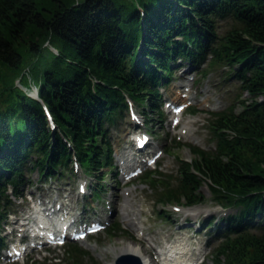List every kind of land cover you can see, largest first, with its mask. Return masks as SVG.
<instances>
[{
    "label": "trees",
    "instance_id": "16d2710c",
    "mask_svg": "<svg viewBox=\"0 0 264 264\" xmlns=\"http://www.w3.org/2000/svg\"><path fill=\"white\" fill-rule=\"evenodd\" d=\"M181 62L224 67L249 98L209 112L211 147L186 145L192 158L177 159L171 178L152 169L138 181L159 204L204 201L205 185L231 208L204 223L213 264H264V0H0V222L31 171L44 182L75 161L96 197L113 173L107 134L126 100L158 116L157 87ZM118 230L114 221L106 233ZM64 251L73 262L85 254Z\"/></svg>",
    "mask_w": 264,
    "mask_h": 264
},
{
    "label": "rangeland",
    "instance_id": "374dc122",
    "mask_svg": "<svg viewBox=\"0 0 264 264\" xmlns=\"http://www.w3.org/2000/svg\"><path fill=\"white\" fill-rule=\"evenodd\" d=\"M228 22L227 18L217 20L215 31L220 33ZM182 64V62L179 63L173 69L170 74L171 78L167 83L165 82V84L159 86L160 97L158 99L160 101H157L160 111L158 116L149 112L147 115L146 113L143 114L139 106L133 104L140 121L137 124L139 130H144L150 134L151 144L160 150V155L155 159L153 167H147L143 169V172L155 167L161 173H167L169 177L172 176L177 159L187 160L192 158L186 144L202 149L211 146L209 134L205 128L206 119L210 116L206 112L219 111L230 104L236 110L238 106L235 97L242 100H248L249 98L244 90L237 88L235 79L232 77L224 78V67L217 66L213 69L205 67L207 71L199 76V71H202L199 68L200 66L197 70H194ZM182 69L185 70L181 71ZM186 83L189 84V87L186 86ZM182 86L188 87V90L183 93L188 94V101L190 102L188 106L193 107L195 112L189 115L184 108L180 121L171 126L168 124V114L165 113V108L160 104L161 101L175 97L177 95L176 87L183 90ZM24 91L31 94L33 88L30 86ZM255 98L260 97L256 96ZM177 99L181 100L182 98L178 97ZM189 119H193L190 124L192 134L191 137L185 138V129H182V126ZM134 124L136 123H133L124 113L118 124L114 128H109L107 137L113 146L114 154L112 153L111 157L114 162L118 154L125 156L124 154L130 152L129 141L137 133ZM175 142L177 143L175 144ZM142 173L135 175L126 182H121L119 177H116V173L105 174L100 182L102 191L99 192L97 197L89 195L93 180L90 176H83L78 169L74 173L63 175L61 178L51 177L44 182H40L36 172L31 171L28 173L29 183L24 184L21 188V196L10 197L11 203L14 205L15 211L13 212H18L14 215L22 217L26 214L23 218L24 222L28 221L27 214L31 212V209L37 203L39 207L44 204L43 201L38 202L44 199L52 208L60 206V203L64 204L55 213L66 211L75 214L81 213L84 216H106L104 218L106 225L103 229L86 236L81 241L75 242L78 248L86 252L80 255L82 260L79 262H73L66 257L63 252L65 244L68 243L66 241L62 247H44L41 251H30L19 259L20 264H108L111 263L113 256L116 255V252H119V247L125 242L139 244L142 246L144 255L150 256L151 259L155 257L149 252V249L152 250L151 247L157 251L165 247H173L172 249L175 248L176 250L180 248L191 253L201 248L200 251H203V253L199 264H213L210 253L215 244V239L209 238V227L204 223L209 217L208 215L216 217L222 210L230 212L231 208H221L209 200L208 190L203 184L199 187V191L206 198L204 201L189 206H185L182 200L178 203H156L154 201V187L147 181H138V177ZM79 179L85 181V193L83 195H80L75 187ZM125 198L131 203L132 211H136V218L133 222L132 220L130 222L122 220V211L119 207ZM174 205L178 207V210H172ZM188 207L194 208V211L190 214L183 211ZM129 217L130 215L127 216V218ZM259 217V215H256L254 219ZM5 218V221L8 222L13 219L11 215L10 217L6 215ZM200 220L203 221V226L198 225L197 222ZM114 221L118 223L120 230L108 236L106 230L113 226ZM137 226L139 229H137ZM53 256L57 260L53 261L51 258ZM158 261L157 259L154 264H158ZM151 262L153 264V260ZM9 264L19 263L11 262Z\"/></svg>",
    "mask_w": 264,
    "mask_h": 264
},
{
    "label": "bare ground",
    "instance_id": "6f19581e",
    "mask_svg": "<svg viewBox=\"0 0 264 264\" xmlns=\"http://www.w3.org/2000/svg\"><path fill=\"white\" fill-rule=\"evenodd\" d=\"M185 86V85H183ZM182 86V87H183ZM177 95L175 97L172 98V100H179L177 99L178 97H180V94L181 92H186L184 90H179V88H177ZM179 91V92H178ZM171 100V99H170ZM171 100V101H172ZM187 98L185 99H181L179 101H181L182 103L186 102ZM193 120V119H192ZM191 119L187 120L184 125L182 126V129H185V138H188V137H191V130H190V124L193 122ZM179 122L180 121V114L179 113H175V112H172L171 114V118H170V123L172 124V122ZM182 132V131H181ZM132 153V152H131ZM150 153L151 155L155 154L156 153V150L155 149H152L150 150ZM125 156H120L119 154L117 155V160H120L119 161V166L121 167H124L129 161H131V156L132 154H130V152H128L127 154H124ZM81 185V184H79ZM43 205V204H42ZM64 205L63 203H60V206H57L55 208H52V207H45L43 208L44 210H49V208H51V212H49L47 218L45 219L42 215H40L39 213L35 214L36 216H30V214L27 216L28 217V221H25L27 223H29V221H31V224L33 225V228L34 229H38L39 230V224H43L46 228L42 231L44 232L45 230H49V227H48V224H47V220H49V216L50 215H54L57 219L58 218H61V220L63 219V217L65 215L68 216L67 220L69 221L70 219H72L71 221H74V218L72 216V214H75V213H71V212H66V211H61V212H58V213H55L57 210L61 209V206ZM134 206V205H133ZM41 207V206H40ZM39 206H37V210L40 208ZM120 210L122 211V220L125 221V222H130V220H133L136 218V211H132V205L131 203L128 201V199H124L122 204L120 205ZM134 210V209H133ZM185 213L187 214H190L191 212L194 211V208H187L185 210H183ZM61 214V216L59 217L58 215ZM138 214V213H137ZM78 217L79 214H75ZM130 215L129 218H127V216ZM45 219V220H43ZM24 222V221H23ZM139 222V221H138ZM76 223V221H75ZM34 225H37V227H35ZM70 225L72 226V223H68L66 224L65 226V231L70 227ZM141 225V224H140ZM22 230L24 229V226L21 227ZM27 229V228H26ZM137 229L138 226H137ZM40 238L37 239V241H39ZM163 249H161V253H162V257L161 259H159L157 257L158 260H161L160 264H164L166 263V258L165 255L163 254L165 251H163ZM124 253H128V254H133L135 256H137V258L139 259V261L141 262V264H152V259L150 258V256H147V255H144V252L142 250V246H140L139 244H135V243H132V242H125L123 243L120 247H119V252H116V254H124ZM154 255L157 256L156 252H153Z\"/></svg>",
    "mask_w": 264,
    "mask_h": 264
},
{
    "label": "water",
    "instance_id": "95a60500",
    "mask_svg": "<svg viewBox=\"0 0 264 264\" xmlns=\"http://www.w3.org/2000/svg\"><path fill=\"white\" fill-rule=\"evenodd\" d=\"M111 264H141L139 259L131 254H119Z\"/></svg>",
    "mask_w": 264,
    "mask_h": 264
}]
</instances>
